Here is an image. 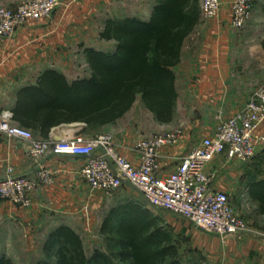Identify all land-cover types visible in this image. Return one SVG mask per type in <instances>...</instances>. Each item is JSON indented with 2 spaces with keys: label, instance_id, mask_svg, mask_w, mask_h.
I'll use <instances>...</instances> for the list:
<instances>
[{
  "label": "crops",
  "instance_id": "1",
  "mask_svg": "<svg viewBox=\"0 0 264 264\" xmlns=\"http://www.w3.org/2000/svg\"><path fill=\"white\" fill-rule=\"evenodd\" d=\"M23 1L25 0H0V5L14 7ZM162 1L164 0H61L60 6L50 18L27 22L16 30L11 40H0V112L8 110L12 113L19 89L33 84L47 69L57 71L69 81L88 77L90 68L85 49L93 48L104 52L115 49L114 40L100 37L106 21L124 18L147 21L154 8ZM230 1L220 0L219 15L209 20L202 17L200 0L187 1L196 6L198 13L195 24L183 39L179 60L171 67L177 94L171 122L160 123L154 118L157 123L155 130L147 131L141 126V121L132 119L119 127V131L113 129L116 122L132 113L134 104L139 100L144 109L149 111L138 95L132 107L121 118L96 129V132L84 138L104 132L111 133L116 150L137 165L139 152L134 149V145L138 140L182 126L183 135L179 144L164 147L160 151L159 174L166 175L176 168L175 160L168 156L186 154L203 137L213 133L212 117L217 110H222L225 117L240 110L264 78V74L261 77L258 72L260 68H264V0L253 1L250 17L242 29L230 25ZM179 102H183L182 107ZM191 102H195L192 107L195 115L193 119ZM197 110L204 113L196 115ZM83 129L82 123L63 124L51 129L46 139L57 141L71 138ZM259 131L264 134V124ZM33 134L36 138L45 139ZM261 153L264 155V149ZM223 159V155L216 157V160L207 165L206 170L214 175V187L225 191L229 196L237 192H247L249 196L253 183L264 179V176H244L247 163L227 164L222 162ZM41 164L52 171V184L41 185L32 191L29 194L31 205L27 208L0 200L1 215L6 214L16 220L31 223L38 222L47 213L56 222L58 214H77L85 204L93 209L109 201L107 195L88 188L81 177L80 169L84 158L50 155ZM10 167L15 176L33 177L38 163L29 155L25 141L0 133V178L5 176ZM121 188L110 210L130 203L156 218L158 224L170 234L183 264L173 232L145 207L146 202L137 192L127 186ZM132 194H136L143 203L127 199ZM258 216L262 219L259 231L230 236L224 242L216 235L195 228L186 220L191 226L189 231L193 248L197 250L196 259H192L191 264H264V216ZM169 224L174 226L171 227L175 229L173 231L179 230L175 223Z\"/></svg>",
  "mask_w": 264,
  "mask_h": 264
},
{
  "label": "trees",
  "instance_id": "2",
  "mask_svg": "<svg viewBox=\"0 0 264 264\" xmlns=\"http://www.w3.org/2000/svg\"><path fill=\"white\" fill-rule=\"evenodd\" d=\"M187 1L164 0L147 21L107 20L100 37L114 40V51L86 48L88 77L69 81L53 69L43 71L17 92L13 121L45 139L63 124L82 123V132L96 130L121 118L140 95L158 122H171L177 97L171 67L198 13ZM249 196L256 213L264 216V179L253 183ZM101 232L109 252L94 249L88 255L78 234L60 226L43 245L45 259L35 264H182L170 234L130 203L111 209ZM0 264L15 263L2 256Z\"/></svg>",
  "mask_w": 264,
  "mask_h": 264
},
{
  "label": "built area",
  "instance_id": "3",
  "mask_svg": "<svg viewBox=\"0 0 264 264\" xmlns=\"http://www.w3.org/2000/svg\"><path fill=\"white\" fill-rule=\"evenodd\" d=\"M254 0L230 1V25L242 28L250 17ZM61 0H31L16 8L0 7V40L9 41L16 30L27 22L50 18ZM203 19L216 18L221 11L220 0H200ZM216 126L212 134L203 137L189 152L175 160L173 172L159 174L160 151L179 144L183 127L154 134L138 140L134 149L139 163L132 164L115 147L111 133L84 138L81 133L57 141L36 138L33 132L16 124L8 110L0 112V133L26 142L31 158L38 163L35 176H15L8 168L0 178V200L27 208L29 194L39 186L53 182L52 171L42 161L50 155H70L84 158L80 175L91 190L110 195L129 183L141 191L148 206L176 214L195 228L216 235L224 242L230 236L248 232L246 225L234 213L229 195L214 187V175L207 165L224 155L225 163H245L264 149V78L245 105L225 117L215 113ZM128 187V186H127ZM131 189V188H130ZM133 190V189H132Z\"/></svg>",
  "mask_w": 264,
  "mask_h": 264
},
{
  "label": "rangeland",
  "instance_id": "4",
  "mask_svg": "<svg viewBox=\"0 0 264 264\" xmlns=\"http://www.w3.org/2000/svg\"><path fill=\"white\" fill-rule=\"evenodd\" d=\"M28 1L31 0H25L14 7L3 8H16L20 4ZM0 7L2 6L0 5ZM250 38L254 39L251 35ZM258 72L262 77L264 74V68H260ZM179 104L181 105L180 107H182L183 102H179ZM193 104H195V102H191V119L195 116L194 111L192 110ZM200 112L204 113L203 111L197 110L196 115ZM132 119H135V121L138 122L141 121V126H143L147 131H154L157 126L153 115L144 109L139 100L134 104L132 113H130L126 118L116 122L112 127H114L113 129L119 131V127H123V125L127 124L129 120ZM212 119L214 122L213 128L215 129V117L213 116ZM93 132L96 131L88 130L81 132V134L83 137H86L91 135ZM223 157L224 159L222 162L225 161V156L223 155ZM214 160H216V158ZM231 163L235 162L233 161ZM245 163H247V167H245L244 176H264V155H262L261 152L255 158L250 159ZM86 185L88 186V184ZM121 189L122 188L117 189L110 195H107V199L109 201L104 202L100 205V207L92 209L89 205L85 204L80 213L67 215L58 214V220H55L56 222H53L49 218L51 215L47 213L43 214L42 218L38 222L31 221V223L16 220L6 216V214H4V216L0 214V257H6L15 264H35L36 262L45 259L43 245L49 234L60 226H68L78 234L82 240L86 254L89 255L94 249H99L108 253L109 246L106 243V235L101 232V226L104 218L109 214L110 208L113 205V200L120 194ZM130 196L131 197H128L127 199L137 200L139 203H143L138 199L136 194H132ZM229 199L235 215L244 222L248 232L253 233L255 231H259L258 226L262 219L256 213V206L250 196H248V193H232L229 196ZM145 207L158 217L160 223L164 224L170 231L173 232V237L180 250L183 264H191L192 259H196L195 257L197 252L192 245L193 241L191 240V231H189L191 226L182 218L173 216L163 212L162 210H154L146 204ZM169 223H175V226H179V230L177 229L176 232L173 231L175 229L171 227L174 226Z\"/></svg>",
  "mask_w": 264,
  "mask_h": 264
},
{
  "label": "water",
  "instance_id": "5",
  "mask_svg": "<svg viewBox=\"0 0 264 264\" xmlns=\"http://www.w3.org/2000/svg\"><path fill=\"white\" fill-rule=\"evenodd\" d=\"M24 176V175H22ZM20 177V176H18ZM129 188L133 189L135 192H137V194H139V196H141L143 198V194L141 193V191H139L138 189H136L134 186H132L131 184L129 183H125Z\"/></svg>",
  "mask_w": 264,
  "mask_h": 264
}]
</instances>
